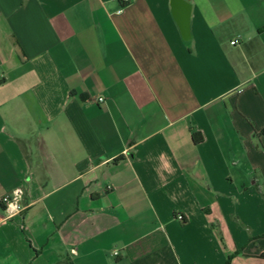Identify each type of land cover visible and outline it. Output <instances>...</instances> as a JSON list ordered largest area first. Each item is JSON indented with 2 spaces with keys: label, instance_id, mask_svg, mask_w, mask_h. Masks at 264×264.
I'll return each mask as SVG.
<instances>
[{
  "label": "crops",
  "instance_id": "0c3cea01",
  "mask_svg": "<svg viewBox=\"0 0 264 264\" xmlns=\"http://www.w3.org/2000/svg\"><path fill=\"white\" fill-rule=\"evenodd\" d=\"M263 256L264 0H0V264Z\"/></svg>",
  "mask_w": 264,
  "mask_h": 264
},
{
  "label": "built area",
  "instance_id": "2783aa9c",
  "mask_svg": "<svg viewBox=\"0 0 264 264\" xmlns=\"http://www.w3.org/2000/svg\"><path fill=\"white\" fill-rule=\"evenodd\" d=\"M230 44L234 45L236 44V42H231ZM96 102L102 103L103 100L98 99ZM23 194H24V191L22 189H17L11 195L5 196L2 199V203L4 205L3 211L5 213L6 220H9L22 212L23 209L19 205V201L22 198ZM114 255H117V253H115Z\"/></svg>",
  "mask_w": 264,
  "mask_h": 264
},
{
  "label": "trees",
  "instance_id": "16d2710c",
  "mask_svg": "<svg viewBox=\"0 0 264 264\" xmlns=\"http://www.w3.org/2000/svg\"><path fill=\"white\" fill-rule=\"evenodd\" d=\"M192 139H193L194 142L197 143V142H200V141H201V136H200L199 134H197V133H194V134L192 135ZM114 162H117V160L114 161ZM263 257H264V256H263ZM231 260H232V258L229 257V258L226 260V262H225L224 264H230Z\"/></svg>",
  "mask_w": 264,
  "mask_h": 264
}]
</instances>
